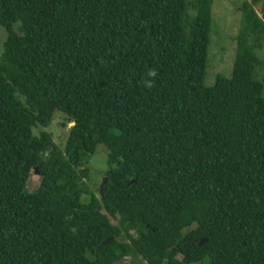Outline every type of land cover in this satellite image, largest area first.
<instances>
[{
  "label": "trees",
  "instance_id": "trees-1",
  "mask_svg": "<svg viewBox=\"0 0 264 264\" xmlns=\"http://www.w3.org/2000/svg\"><path fill=\"white\" fill-rule=\"evenodd\" d=\"M212 6L0 0V264H264V0L206 87Z\"/></svg>",
  "mask_w": 264,
  "mask_h": 264
},
{
  "label": "rangeland",
  "instance_id": "rangeland-1",
  "mask_svg": "<svg viewBox=\"0 0 264 264\" xmlns=\"http://www.w3.org/2000/svg\"><path fill=\"white\" fill-rule=\"evenodd\" d=\"M244 0H213L212 23L209 35V45L207 49V65L205 70L204 85L211 87L214 85L217 76L229 78L232 73L233 61L236 51V37L239 30L241 5ZM5 30L0 27V54L2 53L3 42L5 40ZM260 61L264 60V47L256 52ZM258 70V79L263 84L264 97V66ZM67 123L60 114H55L51 125L45 129L52 134L53 142L62 147L64 145L67 130L72 127L67 123V127L62 124ZM43 129L33 130L38 135ZM90 187L94 190L98 188L106 171V150L103 146H97L96 153L89 160ZM39 177L32 174L29 180L28 189L32 190L39 185ZM118 264H143L140 259L134 261L124 260Z\"/></svg>",
  "mask_w": 264,
  "mask_h": 264
},
{
  "label": "water",
  "instance_id": "water-1",
  "mask_svg": "<svg viewBox=\"0 0 264 264\" xmlns=\"http://www.w3.org/2000/svg\"><path fill=\"white\" fill-rule=\"evenodd\" d=\"M70 125L73 126L74 123H71ZM35 173L37 174V171H36V170H35ZM106 183H107V178H103L102 181H101V183H100V185H99V187H98V189H97V192L99 193L100 196H102V190H103V187H104V185H105ZM205 241H206V239H203V240L200 241L199 244H202V243L205 242ZM104 243H109V240L104 241V242L102 243V245H103Z\"/></svg>",
  "mask_w": 264,
  "mask_h": 264
},
{
  "label": "clouds",
  "instance_id": "clouds-1",
  "mask_svg": "<svg viewBox=\"0 0 264 264\" xmlns=\"http://www.w3.org/2000/svg\"><path fill=\"white\" fill-rule=\"evenodd\" d=\"M156 74H157V73L155 72V70H150V71L148 72V75L151 76V77H155ZM146 83H147V86H148V87H151V86H152V84H151L150 81H148V82H146Z\"/></svg>",
  "mask_w": 264,
  "mask_h": 264
}]
</instances>
